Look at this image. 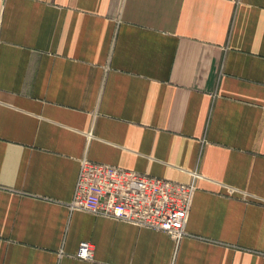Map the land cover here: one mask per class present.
<instances>
[{
    "label": "crops",
    "instance_id": "1",
    "mask_svg": "<svg viewBox=\"0 0 264 264\" xmlns=\"http://www.w3.org/2000/svg\"><path fill=\"white\" fill-rule=\"evenodd\" d=\"M83 157L199 175L186 236L70 211ZM0 264H264V0H0Z\"/></svg>",
    "mask_w": 264,
    "mask_h": 264
},
{
    "label": "built area",
    "instance_id": "2",
    "mask_svg": "<svg viewBox=\"0 0 264 264\" xmlns=\"http://www.w3.org/2000/svg\"><path fill=\"white\" fill-rule=\"evenodd\" d=\"M191 176V181L184 184L83 157L67 206L70 211L162 232L178 242L186 236L184 228L199 178L195 172ZM78 248L79 258L91 260L92 244L81 242Z\"/></svg>",
    "mask_w": 264,
    "mask_h": 264
}]
</instances>
